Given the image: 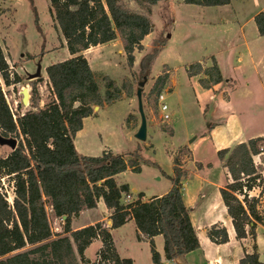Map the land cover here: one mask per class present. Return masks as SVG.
Wrapping results in <instances>:
<instances>
[{"label": "trees", "instance_id": "obj_1", "mask_svg": "<svg viewBox=\"0 0 264 264\" xmlns=\"http://www.w3.org/2000/svg\"><path fill=\"white\" fill-rule=\"evenodd\" d=\"M161 1L133 0L140 9L134 12L123 0H49L55 28L71 57L47 67V98L44 100L39 91L41 79L32 81L29 108L15 114L0 81V139L16 141L15 148L0 158V264H92L86 259L85 251L96 240L102 242V247L94 264H133L132 259L120 257L112 236V230L129 221L137 228L138 240L150 242L155 264H161L153 241L156 236L164 238L165 257L170 262L183 261L200 248L191 208L183 194V181L189 171L183 167L179 154H174L173 174L167 175L156 162L145 160L138 151L130 154L128 161L129 155L111 150L100 156H87L75 147L76 134L83 129L84 119L93 116L94 107L103 102L114 103L122 97L121 88L111 79L105 84L102 97L84 52L121 36L128 61L133 64L135 51H143V41L153 31L152 9ZM183 2L221 7L229 5L231 0ZM33 12L36 13L34 8ZM254 20L259 35L264 36V13ZM35 23L38 24L37 17ZM157 53L155 50L148 55L142 64L144 78L151 75ZM212 61L209 67L202 61L187 66L188 75L199 76V84L205 89L224 81L217 61L215 58ZM0 78L7 87L22 83L19 75L11 74L1 45ZM166 78L157 79L153 86L156 93L163 91ZM21 105L22 102L19 109ZM164 130L173 135L171 126ZM263 143L264 136L256 137L232 149L218 151V158L231 177L220 193L238 240L248 236L254 239L257 225H264L260 197L250 196L264 182L253 160ZM5 145L0 141V146ZM141 163L165 174L172 185L167 194L143 201V193L135 196L127 185L119 184L117 176L129 168L140 171ZM197 167L203 168L201 164ZM209 167L210 164L206 166ZM4 178L13 187L11 202L1 186ZM100 200L110 214L111 225L101 221L73 230L72 219L85 210L96 209ZM49 210L55 219L67 216L62 220L61 233L53 232ZM208 237L218 245L229 242L227 229L221 225L211 226ZM239 264H264L256 245Z\"/></svg>", "mask_w": 264, "mask_h": 264}, {"label": "rangeland", "instance_id": "obj_2", "mask_svg": "<svg viewBox=\"0 0 264 264\" xmlns=\"http://www.w3.org/2000/svg\"><path fill=\"white\" fill-rule=\"evenodd\" d=\"M123 3L134 12L140 11L133 0H123ZM49 8V0H0V45L11 74L22 78L21 84L11 87L5 86L0 78L15 114L29 108L21 105L19 109V106L22 90L27 88L30 92L32 81L41 79L39 91L44 100L47 98V67L67 60L70 55L55 28ZM153 10V31L145 37L143 51H135L133 64L128 61L121 36L110 49L103 50L102 56L90 58L102 97L108 79L121 88L122 97L114 103L103 102L101 106H95L98 109H94L92 118L84 121V129L75 138V147L87 156H100L105 150L129 156L138 151L145 160L157 162L169 173L173 171L174 154L177 153L182 157L185 169L195 168L196 161L215 163L212 169L207 168L211 170L206 173H210V179L219 181L224 177V170L218 161L216 146L229 144L234 148L247 138L264 135V36H257L254 20L259 13H264V0H231L229 5L221 7L162 0ZM36 17L38 24L35 23ZM155 50L158 53L144 87L147 140L142 142L135 137L141 123L136 92L139 83L145 80L141 73L142 64ZM214 58L225 80L221 91L215 93L203 89L198 78L187 73V66L202 61L205 67H209ZM159 77H167L166 84L163 91L156 93L153 86ZM161 93L169 107V120L162 119L159 109L158 96ZM211 95L215 97L210 98ZM169 126L173 135L164 130ZM233 135L237 136L236 141ZM260 148H264V143ZM11 151L9 145L0 146V158ZM259 157L255 159L264 180V154ZM130 159L131 156L127 157L128 161ZM117 181L127 185L135 196L143 193L147 199L171 186L159 169L145 163H141L140 171L129 168L117 176ZM1 186L11 202L14 196L12 184L4 178ZM99 202L96 209L72 219L73 230L104 216L106 206L103 200ZM49 218L53 232L61 233L63 221L55 219L50 210ZM137 235L133 221L112 230L118 254L132 259L133 264H155L150 242L139 241ZM164 246V238L160 237L155 250L161 264H168L170 261L165 257ZM101 247L102 242L96 240L86 249L85 257L92 264L96 262ZM185 259L188 262L181 264H207L197 250Z\"/></svg>", "mask_w": 264, "mask_h": 264}, {"label": "crops", "instance_id": "obj_3", "mask_svg": "<svg viewBox=\"0 0 264 264\" xmlns=\"http://www.w3.org/2000/svg\"><path fill=\"white\" fill-rule=\"evenodd\" d=\"M155 7L156 6H154L153 8H155ZM152 11H154V10L152 9ZM151 19H152V17H151ZM257 32H258V29H257ZM257 34H258L257 36L263 37V36H260L259 33H257ZM113 44H114V41L111 43H108V44L92 47V48L88 49L87 51H85L84 55L87 58V60L89 61V63L91 64L90 58L93 59V57L95 58V57H97V55L102 56L103 50L104 49L105 50L110 49L111 48L110 46H112ZM64 48H65V46H64ZM70 57L71 56L69 55V58ZM241 60H242V58L239 57V61H241ZM217 64H218V62H217ZM196 77L198 78V82H199L200 77L199 76H196ZM224 82H225V80L221 84L216 85L213 88L206 89V90L213 91L214 93L219 92V91H221L222 84ZM226 82L228 83L229 80H227ZM203 89H205V88H203ZM213 97H215V95L210 96V98H213ZM225 97H229V96L227 94H225ZM90 118H92V117L86 118V119H84V121H86L87 119H90ZM83 129H84V122H83ZM213 130H214V128H213ZM81 131H79L78 133H80ZM77 134H76V136H77ZM237 136H238V134H237ZM237 136L233 135V137H234L233 139L235 141L237 140L236 139ZM262 136H264V135H260L257 137H262ZM253 138H256V137L247 138V140H245L243 142H247ZM75 143H76V141H75ZM239 143H242V142H239ZM239 143H237V144H239ZM223 145L224 144H218L216 146L217 147L216 148L217 157H218V151L223 150V149H232L233 148V147L231 148L229 146V144H226L228 146H225V145L223 146ZM222 147H224V148H222ZM189 150L191 151L190 148H189ZM191 153H192V151H191ZM258 159H260V157ZM253 160L255 161V163H256L255 165H256V168L258 170L259 165H257L258 164L257 160L254 158H253ZM218 161L224 170V177L221 178L219 181L210 179L209 178L211 176L210 173H208V172L206 173L207 170H211L215 166V163H209V162L203 163V162H198V161L195 162V166H196L195 168L190 169L187 167V170L189 171V175L183 181L184 200H185L186 205L189 208H191V221H192V224L196 230V233H197V236H198V239L200 242V248L197 251H199L201 253L203 260L207 264H239L240 260L242 258H244L245 254L253 252V247H254V245H256L258 253L260 255V259L264 262V225H261V224L257 225V227L255 228V238L254 239L252 236H248L246 239H243V240H238L236 238V233H235V230L233 227L232 219L229 217V215L227 213V209L223 203L221 193H220V189L224 188L228 183L231 182V177H230L227 169L224 168V166L220 162L219 158H218ZM191 162H193V159ZM198 164H201L203 166V168L198 169V167H197ZM208 164L211 165V167H209L211 169L206 168V166ZM159 167L167 175L173 174V171H172V173H169L168 171H165L160 165H159ZM163 175L165 176V174H163ZM171 187H172V185L165 192H160L155 196H163V195H165V193L167 194L170 191ZM250 196L260 197V203L263 205L262 208L264 209V186H260V187L255 188L253 191L250 192ZM148 200L149 199H147L145 197L143 198V201H148ZM99 204H100V202L98 203V205ZM91 210H94V209H91ZM91 210L83 211L78 218H80L84 212L91 211ZM109 217H110V214H109L108 210L106 209V213H104V216L102 218H97L96 220L90 221L88 223H83L79 226H76V228L74 230L88 226V225H92V224H95V223L101 222V221L106 222V224L110 225L109 222H111V221H110ZM213 225H221L227 229V232L229 235V242L228 243L218 245V244L213 243L209 239L208 229ZM160 237H162V236L154 237L153 241H154L155 246H156L157 240ZM143 241L147 242L148 240H143ZM182 262H188V259L184 258V261L181 260V261H177L175 263L181 264Z\"/></svg>", "mask_w": 264, "mask_h": 264}, {"label": "water", "instance_id": "obj_4", "mask_svg": "<svg viewBox=\"0 0 264 264\" xmlns=\"http://www.w3.org/2000/svg\"><path fill=\"white\" fill-rule=\"evenodd\" d=\"M146 78L144 81L139 83L137 92H136V96H137V100H138V112H139V116H140V127L138 129V131L135 134V137L137 140L145 142L147 140V117L145 114V110H144V105H143V92H144V87L146 84ZM22 95V105L23 106H29V102H30V92L27 88H24L21 92ZM95 110L98 109V107L94 108ZM0 141H2L3 143H5L6 145H9L11 149L15 148L16 145V141L15 140H2L0 139ZM67 219V216H63V221H65ZM109 224H111V222H109Z\"/></svg>", "mask_w": 264, "mask_h": 264}, {"label": "built area", "instance_id": "obj_5", "mask_svg": "<svg viewBox=\"0 0 264 264\" xmlns=\"http://www.w3.org/2000/svg\"><path fill=\"white\" fill-rule=\"evenodd\" d=\"M158 102H159V109H160V112L162 114V119L169 120L170 116L167 113L168 110H169V107H168V105L166 103V98H165V95L163 93H161L158 96ZM263 154H264V148H260V153L258 155H256V156H254L253 158L255 159L256 157L262 156ZM254 163H255V161H254ZM130 199H131V197L128 196L127 200H130ZM168 264H176V263L175 262H169Z\"/></svg>", "mask_w": 264, "mask_h": 264}]
</instances>
